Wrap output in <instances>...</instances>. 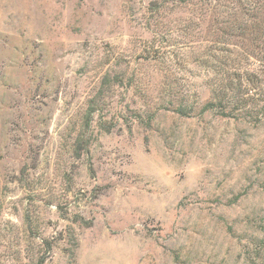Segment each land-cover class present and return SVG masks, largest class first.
I'll return each instance as SVG.
<instances>
[{"label":"rangeland","instance_id":"1","mask_svg":"<svg viewBox=\"0 0 264 264\" xmlns=\"http://www.w3.org/2000/svg\"><path fill=\"white\" fill-rule=\"evenodd\" d=\"M245 2L0 0V264H256L264 125L204 108Z\"/></svg>","mask_w":264,"mask_h":264},{"label":"trees","instance_id":"2","mask_svg":"<svg viewBox=\"0 0 264 264\" xmlns=\"http://www.w3.org/2000/svg\"><path fill=\"white\" fill-rule=\"evenodd\" d=\"M238 21L236 32L230 34L243 39L239 45L242 52L233 63L223 64L219 90H213L204 108H217L222 116L248 118L264 125V0H246ZM260 232L254 255L256 264H264V226ZM42 263L41 258L37 264Z\"/></svg>","mask_w":264,"mask_h":264}]
</instances>
